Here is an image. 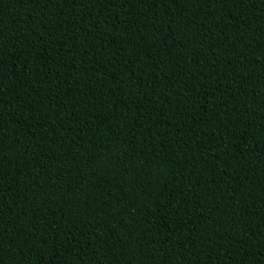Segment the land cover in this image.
Here are the masks:
<instances>
[{"label":"trees","instance_id":"16d2710c","mask_svg":"<svg viewBox=\"0 0 264 264\" xmlns=\"http://www.w3.org/2000/svg\"><path fill=\"white\" fill-rule=\"evenodd\" d=\"M0 264H264V0H0Z\"/></svg>","mask_w":264,"mask_h":264}]
</instances>
